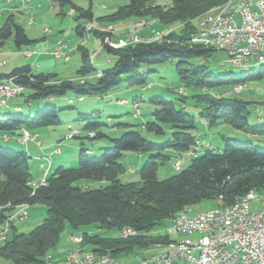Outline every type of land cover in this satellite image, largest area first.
Returning <instances> with one entry per match:
<instances>
[{
	"label": "trees",
	"instance_id": "trees-1",
	"mask_svg": "<svg viewBox=\"0 0 264 264\" xmlns=\"http://www.w3.org/2000/svg\"><path fill=\"white\" fill-rule=\"evenodd\" d=\"M53 1L59 6L61 15H64L63 9L69 7L78 13L77 19L84 18L89 22L112 25L137 17L165 26H179L172 30H158L160 42L128 43L117 47L118 43L111 38L112 33L92 32L88 30L90 24L86 27L79 25L77 35L84 38L88 33H93L96 39L101 40V49L95 54L108 52L114 56V60L110 61L111 66L99 70L94 58L91 59L89 52L79 46L83 64L77 72L81 77L75 82L55 80L51 74H35L30 66L0 74V83L15 78L25 90H30L31 94L26 97L28 101L63 98L69 91L80 101L84 96H103L104 99L122 82L145 84L147 74L140 72L142 65L175 61L181 83L201 93L181 96L180 108L174 101L165 98L150 100V104L154 105L152 121L143 127L158 137L169 135L164 141L154 143L139 131L129 130L120 138L112 139L113 147L105 149L101 156L86 158L82 153L77 167L60 166L48 175L45 185L32 186L31 157L26 152L0 146V232L9 217L21 206L47 207V217L29 235L14 231L8 238V232L4 245L0 246V257L13 264H47L45 258L56 250L63 231L68 227L73 231L87 228L81 235L83 238L79 239L81 250H86V247L88 251L116 259L121 254L137 250L168 246L170 238L160 233L154 235L153 230L185 210H193L204 201H217L219 205L227 206L253 190L264 191V114L257 116L256 125H251L249 102L235 94L224 95L234 87L264 79V63H256L261 65L258 71L233 65L244 71L240 76H235L233 73L216 74L205 63L192 62L215 50L210 49L209 44L199 46L191 42V36L196 33L197 37L199 34V25L194 21L227 0H171L170 6H162L158 0H115L126 1V4L99 18L95 17L91 8L83 9L74 0ZM153 33L148 37L137 35V38L150 39ZM10 38L14 39L20 51L32 43L23 27L11 19L0 29V47ZM107 38L112 45L106 42ZM183 93L184 88L181 87L179 94ZM190 98L202 104L199 117L202 124L206 122L203 126L210 128L220 122L226 123L243 130L247 140L223 137V150L215 152L204 141L207 133L201 129L195 134L196 116L185 109ZM122 102L119 104H129L128 101L126 104ZM132 104L135 116L142 115L139 101ZM254 108L259 111V108H264V103H256ZM63 110L56 105H47L31 116L0 114V132L5 136L18 132L17 136L23 137L25 131L30 133L35 128L59 125L62 123L59 114ZM17 111L22 112V108L18 106ZM100 118L99 111L79 114L77 121L83 122L84 126L80 129L82 137L77 139L84 141L103 137L104 134L97 131L102 125ZM254 141H257V145ZM200 148L203 149L202 153ZM126 152L137 153L140 159L143 154H149L139 171V182H122L120 179L127 171L121 162ZM173 157L181 162V167L182 160L189 162L188 167L185 170L181 168L167 180H159V167ZM11 228L15 230L14 226ZM128 228L137 234L124 236V230ZM93 230L117 231L120 235L105 238L96 232L91 233Z\"/></svg>",
	"mask_w": 264,
	"mask_h": 264
},
{
	"label": "rangeland",
	"instance_id": "rangeland-1",
	"mask_svg": "<svg viewBox=\"0 0 264 264\" xmlns=\"http://www.w3.org/2000/svg\"><path fill=\"white\" fill-rule=\"evenodd\" d=\"M26 1L27 0H0V29L9 19H11L17 25L23 27L28 37L32 40V43L25 46L21 51L16 47L13 38L8 39L5 44L0 47V61L5 62L4 66H0V74H9L16 68L30 66L35 74L46 73L54 75L55 80H71L75 82V79L80 77L77 72L83 64L82 52L78 50L79 46H83L89 52L91 59L92 57L94 58V64L99 70H105L111 66L110 61L114 60V56L108 52L95 54L101 49L102 42L100 39H96L93 33H88L84 38L77 35L76 28L79 25L86 27L90 23L87 19H77L78 13L72 12L69 7L63 9L65 16L61 15L59 6L56 5L53 0ZM230 1L231 0H227L221 6L208 11L198 20H195L194 24L198 23L199 28L204 27L205 30H209V24H206L205 26L201 24L208 23L207 21L217 16V12H219L221 8ZM244 1L249 2L256 0ZM74 2L83 9L87 10L91 8L96 18L111 14L118 7L126 4V1L115 0H74ZM158 4L162 6H170L171 0H158ZM104 5L107 6V9H103ZM139 20L141 19L132 17L128 20L121 21L122 24H120V26L126 28L124 32L122 31V34L114 32L112 25L98 23L97 21H92L90 24L95 26V28L92 29V32L96 31V27H109L105 30L109 31L107 33H112L113 36H111V38L118 42L121 47V45H124L125 43H122V41H127L131 35H138L140 37V31L152 25L150 21L142 20L140 22ZM143 23H145V25L137 27L138 24ZM114 24L116 25L118 23ZM158 26L159 27L156 28L168 29L162 24H158ZM176 26L179 25H169L171 28ZM151 32L158 33V31H153V28H151ZM58 43H63L64 46L67 47L70 57L68 61L57 58L53 55ZM29 53H31V56L24 55ZM192 62H203L216 74L233 73L235 76H240L244 73L241 68L233 66L235 65L233 63L234 61L226 52L217 49L212 51L208 56H201L193 59ZM176 63L177 61L173 63L144 64L140 67V72L147 74V82L145 84L130 85L127 81L122 82L118 87L105 95L104 99H102L103 96H84L83 101H80L73 92L69 91L63 98L28 101L26 97L31 94V91L26 89L22 96L8 100L6 105H0V114H21L31 116L38 111H42L47 105H56L59 109H64L59 114L62 123L59 125L35 128L33 131H30L31 137L38 135L36 140H31L28 145H25L23 142L21 144L17 140L20 138L17 136L18 132L16 134L8 135L10 138V142L8 143L4 140L6 136L3 132H0V146L12 148L17 152L29 153V156L32 157L30 160V171L34 178L32 186L35 187V183L39 186L40 183H42V179H44V171L41 169L42 163L48 166L49 160H51V164H54L50 167L51 174L60 166H63L64 168H75L79 164V159L82 153L86 158L101 156L105 149L113 147L112 139L120 138L129 130H137L149 141L160 143L164 141V139H167L169 135H166V137L163 138L158 137L152 133H148L143 127L145 123L152 121L151 113L154 105L150 104V100L155 97L165 98L166 100L174 101L177 108H180L182 106L180 101L181 96H191L192 94L196 95L201 93L198 89L188 88L181 83ZM248 64H250L248 68L250 67L252 70L256 71H258L261 66L256 64V61H250ZM128 78L130 79L132 77H126V79ZM149 84L151 86L149 88L146 87ZM248 85V88L237 97L245 102H249L248 109L251 111L249 121L251 125H256L257 116L264 114V108H259V111H256L254 108V104L256 103H264V79L249 81ZM181 87L184 88V95L179 94ZM70 100L73 102L70 103ZM122 100V103H127L126 101H128L129 104L120 105L119 102ZM135 101H139V106L142 111V115H138L137 117L135 116L136 111L132 104ZM194 101L195 99L190 98L185 109L187 112L196 116L197 129L195 130V134H198L201 129L204 133H207L205 134L204 141L206 144H210L211 149L215 152H221L223 150V137L239 141L247 140L246 133L243 130L236 129L226 123L220 122L210 128L203 126L204 123L202 124L199 117L202 104L195 103ZM18 106L22 108V112L17 111ZM94 111H99L101 115L99 121L102 125L97 131L103 133L104 136L92 140L85 139L84 141L77 138L69 139L67 137L69 132L68 128H70L69 125L74 129H83L84 123L77 121L78 115L90 114ZM125 125L134 127H126ZM32 141L35 143L41 142L44 144L43 148L49 149L44 153L40 152L39 149L35 150ZM254 143L257 145V141H254ZM29 146H31L33 150L32 153L28 151ZM57 148H60L62 153H57V151H55ZM199 151L202 153L203 149L200 148ZM43 154H46V156ZM142 156L143 157L140 159L137 153H125L121 162L125 165L127 171L120 178L122 182L140 181L139 171L149 158V154H143ZM177 162L180 161L176 157L164 162L159 167L158 179L161 181L167 180L177 174L178 172L174 167ZM188 165L189 162L182 160V170H185ZM95 186L99 187V185ZM219 204L220 203L217 201H204L195 206L191 211V214L206 212L221 206ZM261 206H264V200L255 204L252 210L254 211V209H258ZM29 208V215L27 210L28 217L24 220L16 221L13 225L15 226V230L10 227L8 238L11 237L14 231L18 234L23 233L29 235L47 217L46 206L34 205L31 206L30 209ZM16 212H18V210H16L15 213ZM167 225L166 222L163 225L157 226L152 234H165L164 231ZM86 230L87 228L73 231L66 227L61 235L60 243L56 250L48 253V255L54 258L55 262L59 263V260L64 255L67 256L74 250L81 248V245L79 244L80 238H78L76 243L72 241L71 238L83 235ZM94 232L105 238H115L120 235L117 231H91V233ZM173 238L176 240H184L186 237L173 235ZM164 247L166 248V246ZM89 248L92 249V246H89ZM84 249L89 250L86 247H84ZM158 250L157 246H153L149 249L137 250L136 254H121L116 258V262L117 264H140L139 257L142 256L143 253L158 252ZM0 264H13V262L0 257Z\"/></svg>",
	"mask_w": 264,
	"mask_h": 264
},
{
	"label": "built area",
	"instance_id": "built-area-1",
	"mask_svg": "<svg viewBox=\"0 0 264 264\" xmlns=\"http://www.w3.org/2000/svg\"><path fill=\"white\" fill-rule=\"evenodd\" d=\"M94 28L95 26L91 24V31ZM198 30L205 29L203 27ZM209 31L221 32V39H207ZM205 36L206 43L196 42V33L191 36V42L199 46L209 44L210 49L226 52L234 61L235 66L247 65L250 61H257L264 57V0L243 3V11L239 15L233 19H224L223 25L214 30H205ZM160 39V33H154L150 39L131 35L128 41L121 46L137 42H160ZM106 42L111 44L109 38ZM117 47L120 46L117 45ZM24 55L31 56V53ZM53 55L60 59H69V53L63 51L61 44L56 47ZM247 88L248 85H239L224 95H239ZM24 91L25 87L16 82L15 78L0 83V105H6L8 100L22 96ZM203 123L206 122L203 121ZM68 130L69 139L83 135L79 129L72 127ZM30 140H36V137H31V134L25 131L21 141L27 144ZM59 152L60 150L57 151ZM50 164L51 160L48 166L41 164V169L44 171V179L41 182H47ZM174 167L179 172L181 162L175 163ZM34 185L37 186L36 183ZM27 217L23 215V217L14 218L12 226L16 221ZM167 224L164 233L170 238V249L157 255L142 257L140 264H264V206H261L260 213H248V208H241V212L235 213V216H221V210H218L205 214L201 218L187 216L184 223H176L174 220ZM198 226H207L208 229H212V236L196 240H173L174 232L198 230ZM136 234L137 232L128 228L124 236H135ZM78 238L83 237L74 236L71 240L76 243ZM45 259L47 264H55L53 258ZM68 261H75V264H117L113 260H106L103 255L95 256L94 252L83 250H74L69 253L60 264H68Z\"/></svg>",
	"mask_w": 264,
	"mask_h": 264
},
{
	"label": "bare ground",
	"instance_id": "bare-ground-1",
	"mask_svg": "<svg viewBox=\"0 0 264 264\" xmlns=\"http://www.w3.org/2000/svg\"><path fill=\"white\" fill-rule=\"evenodd\" d=\"M257 1L258 0L249 1V2L244 1V0H231L228 4L223 6L219 12H217L218 13L217 16L207 21L208 23H202L201 25L205 26L206 24H209L210 25L209 30H214L218 28V26L223 25L224 19H233L236 15H239L240 12L243 11V3H254ZM143 25H145V23L140 24V26H143ZM106 28H109V27L97 28L98 29L97 31L101 33L109 32L105 30ZM88 30L91 31V26H88ZM207 39H221V32L209 31L207 32ZM196 42L206 43L205 31L199 30V34L196 37ZM63 51H66L64 46H63ZM256 63H264V57L257 59ZM248 66H250V64L243 65L242 68L246 67L245 69H247ZM51 165L52 164H50V167ZM42 184L45 185V182H42ZM263 200H264V192H257L253 190L246 197L236 200L233 204H230L227 206H219L211 210H208L206 212H202L198 214H191L192 210L187 209L184 212L173 217L172 219L168 220L167 223L174 222V220H176V223H184V221L187 219V216H191L193 218H201L205 214H211L218 210H221V216H235V213L241 212V208H248V213H260L261 207L258 209H254V211L252 210V208L255 204ZM28 207L29 206H26V205L22 206L18 212L12 214L9 217L8 221L5 224L4 229L0 232V244L6 241L13 219L16 217H23V215L27 216L26 209ZM127 230L128 229L124 230V235H126ZM173 235L185 236L186 238L184 240H196L197 238H201V237L210 238L212 236V229H208L207 226H198V230H189L188 232L176 231L173 233ZM77 250H81V249H77ZM83 251H88V250H83ZM94 255L95 256L103 255L105 256L106 260H113V262H116L115 259L109 255L95 253V252H94ZM47 258H52V257L48 256ZM68 264H75V261H68Z\"/></svg>",
	"mask_w": 264,
	"mask_h": 264
},
{
	"label": "crops",
	"instance_id": "crops-1",
	"mask_svg": "<svg viewBox=\"0 0 264 264\" xmlns=\"http://www.w3.org/2000/svg\"><path fill=\"white\" fill-rule=\"evenodd\" d=\"M103 9H107V6L106 5H104L103 6ZM73 12V11H72ZM139 21H142V20H139ZM139 21H137V22H139ZM150 21V20H149ZM151 22V26L149 27H146L145 29H143V30H141L140 31V34H141V37L142 36H147V35H150V33H152L151 32V28H153V31H158V30H172L173 28H171V27H169V26H166L168 29H162V28H156V27H159L158 26V24H160L159 22H156V21H150ZM91 23V22H90ZM89 23V24H90ZM105 24V23H104ZM120 24H122L121 22H118V24H112L113 25V28H114V32H116V33H118V34H122V31L124 32V30L126 29L125 27H121L120 26ZM137 34H139V33H137ZM139 34V35H140ZM116 42V41H115ZM116 43H118V42H116ZM122 43H124V41H122ZM59 44H61V45H63L64 46V44L63 43H58V45ZM57 45V46H58ZM118 45H120V44H118ZM65 47V50L68 52V50H67V47L66 46H64ZM69 53V52H68ZM70 58V57H69ZM69 60V59H68ZM68 60H66V61H68ZM0 66H4L5 65V62H1L0 61ZM81 77V76H80ZM78 79V78H77ZM76 80V79H75ZM38 135V134H37ZM37 135L36 136H34V137H37ZM20 138H22V137H20ZM20 138H18L17 140L22 144V141H21V139ZM255 139H257V137L255 138ZM5 142H10V138L8 137V136H6L5 137ZM31 141V140H30ZM30 141H28L27 142V144H25V145H28V143L30 142ZM32 145H33V147L35 148V150L36 149H39L40 150V152H42V153H44V152H46V150L47 149H49V148H43V143H41V142H37V143H35V142H33L32 141ZM58 150H60V152L59 153H62V150L60 149V148H57L55 151H58ZM28 151L30 152V153H32L33 152V150H32V148H31V146H29L28 147ZM28 155H29V153H27ZM44 155V154H43ZM44 156H46V154L44 155ZM30 157V156H29ZM32 158V157H31ZM54 164H52V166H53ZM51 171V170H50ZM33 182H34V178H33ZM41 184V183H40ZM22 207V206H21ZM20 207V208H21ZM20 208L18 209V211L20 210ZM29 208V207H28ZM28 208L26 209V212H27V210H28ZM30 209V208H29ZM28 213H29V210H28ZM15 227V226H14ZM10 232V231H9ZM173 240H176L175 238H173ZM3 244V243H2ZM2 244H0V245H2ZM156 247V246H155ZM151 248V247H150ZM149 249V248H148ZM157 249H159L158 250V252H148V253H143L142 254V256H140L139 257V261H140V259L142 258V257H149V256H153V255H157L158 253H162L163 252V250L165 249V250H168V249H170V244L168 245V246H166V248L164 247V246H157ZM134 254H136V251L134 252ZM66 258V255H64L60 260H59V263H57V262H55L54 261V263L55 264H60L64 259ZM53 260H54V258H53ZM116 260V259H115Z\"/></svg>",
	"mask_w": 264,
	"mask_h": 264
}]
</instances>
